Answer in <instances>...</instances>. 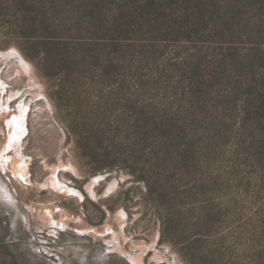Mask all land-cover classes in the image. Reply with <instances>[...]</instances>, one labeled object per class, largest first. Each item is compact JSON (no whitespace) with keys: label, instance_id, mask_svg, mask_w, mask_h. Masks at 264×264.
Segmentation results:
<instances>
[{"label":"rangeland","instance_id":"obj_1","mask_svg":"<svg viewBox=\"0 0 264 264\" xmlns=\"http://www.w3.org/2000/svg\"><path fill=\"white\" fill-rule=\"evenodd\" d=\"M23 1L0 0V149L20 108L28 126L21 147L5 151L26 167L27 179L0 164V264H134L125 253L143 264H264V162L240 161L230 146L221 155L219 148L199 152L203 161L193 169L165 168L163 160L146 166L136 153L140 133L127 122L149 105L178 106L171 75L146 70L148 78L123 87L90 74L79 80L80 68L65 55L74 52L68 40L84 33L69 31L65 11L45 18ZM238 3L242 26L236 22L228 39L264 43V29L254 35L248 22L264 23V8ZM12 49L27 67L8 55ZM111 97L120 100L113 109ZM115 159L122 167L107 170ZM53 175L80 193L52 187Z\"/></svg>","mask_w":264,"mask_h":264},{"label":"trees","instance_id":"obj_2","mask_svg":"<svg viewBox=\"0 0 264 264\" xmlns=\"http://www.w3.org/2000/svg\"><path fill=\"white\" fill-rule=\"evenodd\" d=\"M50 1L23 2L39 9L42 17H58L65 11L69 31L84 33L68 40L74 52L65 55L67 62L80 68L79 80L90 74L100 85L123 87L138 77L148 78L146 70L171 75L168 81L178 106L149 105L127 122L140 133L136 139L139 161L157 166L163 160L165 168L193 169L203 161L199 152L204 155L206 149L219 148L221 155L231 146L233 152H229L240 161L248 157L254 165L263 164L264 43L257 40L248 45L228 39L238 29L236 22L242 26V21L235 20L243 12L238 0L232 6L230 0H72L71 8L68 0ZM255 2L264 8V0ZM41 19L39 14L34 17L37 23ZM248 22L253 24V34L264 29L263 20ZM172 46L173 52H165ZM108 101L113 109L120 100ZM126 103L134 105L130 100ZM124 119L119 117L120 125ZM115 160L104 167L121 168ZM130 170L138 179L152 178L145 170ZM148 192L154 195L152 187Z\"/></svg>","mask_w":264,"mask_h":264},{"label":"bare ground","instance_id":"obj_3","mask_svg":"<svg viewBox=\"0 0 264 264\" xmlns=\"http://www.w3.org/2000/svg\"><path fill=\"white\" fill-rule=\"evenodd\" d=\"M17 50L12 49L11 51L8 52V55H18L17 54ZM18 57H20L18 55ZM21 58V57H20ZM20 61L24 64V66L27 67L28 63H25L23 61V59L21 58ZM26 111L25 108H20V113L18 115H14L12 116V118L8 121V126L10 129V143L6 144V148H4L3 150L0 149V164L2 166V169H7L8 166L7 164H12V172L14 173V175L18 178V177H22L24 179H27V171H26V167L19 161H16L15 158H13L11 155H8L5 153V151L10 147H12L13 149H19L21 147V143L20 141H22V138L24 137V134L27 132L28 130V126L26 125ZM18 151V150H17ZM16 162H15V161ZM59 168V167H58ZM60 179L56 176L53 175L51 177L50 180V185H52V187H60L61 190H68V192H76V193H80L78 190H74L72 188H69L68 185L61 183L59 181ZM58 190V189H57ZM52 214V213H51ZM55 223V222H53ZM125 256H130V260L134 263V264H143V261L141 260V258L138 259V257L133 256V255H128L125 253ZM140 257V256H139Z\"/></svg>","mask_w":264,"mask_h":264}]
</instances>
